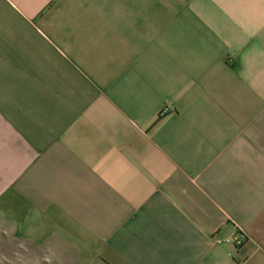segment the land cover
Listing matches in <instances>:
<instances>
[{"label": "crops", "instance_id": "0c3cea01", "mask_svg": "<svg viewBox=\"0 0 264 264\" xmlns=\"http://www.w3.org/2000/svg\"><path fill=\"white\" fill-rule=\"evenodd\" d=\"M49 260L264 264V0H0V264Z\"/></svg>", "mask_w": 264, "mask_h": 264}, {"label": "built area", "instance_id": "2783aa9c", "mask_svg": "<svg viewBox=\"0 0 264 264\" xmlns=\"http://www.w3.org/2000/svg\"><path fill=\"white\" fill-rule=\"evenodd\" d=\"M166 112H163V114H165ZM214 241L217 244H223V243H227L229 242L228 240H220L218 239L216 236L214 237ZM233 244L236 246L237 249L242 248L243 244H244V239H243V232L242 230H237V233L235 234V236L232 239Z\"/></svg>", "mask_w": 264, "mask_h": 264}, {"label": "clouds", "instance_id": "9594fccd", "mask_svg": "<svg viewBox=\"0 0 264 264\" xmlns=\"http://www.w3.org/2000/svg\"><path fill=\"white\" fill-rule=\"evenodd\" d=\"M49 264H51V261L49 260Z\"/></svg>", "mask_w": 264, "mask_h": 264}, {"label": "rangeland", "instance_id": "374dc122", "mask_svg": "<svg viewBox=\"0 0 264 264\" xmlns=\"http://www.w3.org/2000/svg\"><path fill=\"white\" fill-rule=\"evenodd\" d=\"M5 264H9V263H5Z\"/></svg>", "mask_w": 264, "mask_h": 264}]
</instances>
